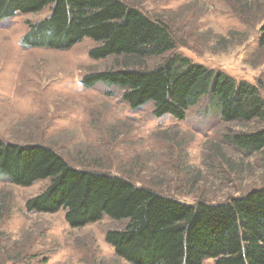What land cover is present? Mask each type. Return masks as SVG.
Returning a JSON list of instances; mask_svg holds the SVG:
<instances>
[{"label": "rangeland", "instance_id": "1", "mask_svg": "<svg viewBox=\"0 0 264 264\" xmlns=\"http://www.w3.org/2000/svg\"><path fill=\"white\" fill-rule=\"evenodd\" d=\"M125 1L163 20L176 43L130 66L153 68L179 54L258 86L264 97V0ZM49 15L47 6L0 20L2 139L46 145L75 167L126 175L189 203L224 202L264 186V150L247 153L226 136L262 128L264 120L224 121L205 96L183 120L156 117L152 103L132 109L120 87L81 82L92 71L124 66L123 59L91 60L88 38L67 50L24 43L30 23ZM49 182L21 186L0 178V264H131L105 237L126 220L73 228L63 210H28Z\"/></svg>", "mask_w": 264, "mask_h": 264}, {"label": "trees", "instance_id": "2", "mask_svg": "<svg viewBox=\"0 0 264 264\" xmlns=\"http://www.w3.org/2000/svg\"><path fill=\"white\" fill-rule=\"evenodd\" d=\"M50 7V15L30 23L25 44L67 50L88 38L91 60L109 57L124 66L92 71L87 87L103 82L123 89L132 109L153 104V114L180 120L205 96L227 122L264 120V97L258 86L237 83L230 74L174 54L153 68L130 66L149 55L174 50L175 38L165 22L125 0H0V20L16 13ZM247 152L264 150V127L228 133ZM42 144H13L0 136V178L31 186L49 179L46 189L27 201L30 211L58 212L73 227L104 217L126 220L106 241L131 264H264V186L224 202H185L129 176L73 166Z\"/></svg>", "mask_w": 264, "mask_h": 264}]
</instances>
